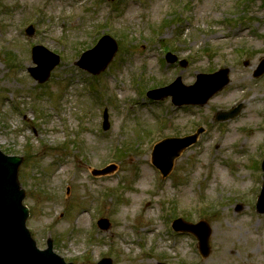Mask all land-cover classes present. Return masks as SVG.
Masks as SVG:
<instances>
[{
  "label": "rangeland",
  "instance_id": "rangeland-1",
  "mask_svg": "<svg viewBox=\"0 0 264 264\" xmlns=\"http://www.w3.org/2000/svg\"><path fill=\"white\" fill-rule=\"evenodd\" d=\"M104 35L118 45L108 68L78 69ZM36 46L61 58L48 84L28 73ZM166 52L187 67L168 65ZM263 57L264 0H0V150L23 158L18 180L37 247L51 239L74 264H264V214L255 211L264 74L253 77ZM220 68L230 82L204 107L175 111L170 98L146 97ZM237 102L240 115L217 126L214 113ZM199 127L204 134L163 180L150 162L154 143ZM110 165L111 174H93ZM179 218L210 225L208 258L171 229Z\"/></svg>",
  "mask_w": 264,
  "mask_h": 264
},
{
  "label": "water",
  "instance_id": "water-1",
  "mask_svg": "<svg viewBox=\"0 0 264 264\" xmlns=\"http://www.w3.org/2000/svg\"><path fill=\"white\" fill-rule=\"evenodd\" d=\"M29 31H31L29 35H32V30L29 29ZM37 50L39 49H34V53ZM116 51L117 44L115 41L108 36H104L92 50L85 52L81 56L76 65L93 75H98L106 69ZM52 57L54 61L43 73H40L37 69L31 71L32 75L40 82L46 81L51 70L58 64L59 58L56 56ZM166 60L169 63H173L176 61V57L167 54ZM181 65H185V63L182 62ZM227 72V70H222L212 75H199L196 84L191 87H184L180 79H177L168 87L150 91L147 96L154 100H161L171 96L175 105H205L217 91L228 84ZM263 72L264 62L261 63L255 74L259 76ZM203 81L208 82L204 84ZM235 112L221 114L219 118L233 117L236 114ZM104 120H107L106 113ZM196 137L197 135L185 139H166L158 143L154 147L152 154L153 164L162 171L163 175H166L170 172L174 159L182 150L193 144ZM21 161L20 158L7 157L0 152V264H64L60 258L53 255L50 244L46 251L37 250L26 229L28 209L22 205L24 191L17 180ZM262 168L264 171V162ZM110 170L106 169L103 173ZM256 207L258 213H264V185ZM103 223L106 224V221H103ZM181 225V222L178 221L175 223V228L179 229ZM101 227L104 228L103 225ZM191 232L197 236L202 257H207L210 253V233L208 228L205 227L202 232L192 230ZM99 264H111V262L102 260Z\"/></svg>",
  "mask_w": 264,
  "mask_h": 264
},
{
  "label": "bare ground",
  "instance_id": "bare-ground-1",
  "mask_svg": "<svg viewBox=\"0 0 264 264\" xmlns=\"http://www.w3.org/2000/svg\"><path fill=\"white\" fill-rule=\"evenodd\" d=\"M220 228H222V227H220ZM231 232H233V231H231ZM227 234V236H228V234H229V231L228 232H225V235Z\"/></svg>",
  "mask_w": 264,
  "mask_h": 264
}]
</instances>
